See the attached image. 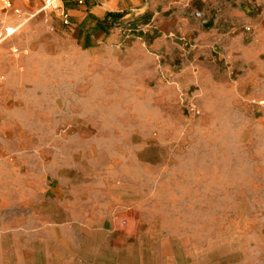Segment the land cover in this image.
Masks as SVG:
<instances>
[{
	"label": "rangeland",
	"instance_id": "obj_1",
	"mask_svg": "<svg viewBox=\"0 0 264 264\" xmlns=\"http://www.w3.org/2000/svg\"><path fill=\"white\" fill-rule=\"evenodd\" d=\"M44 4L0 0V264H264V55L181 89Z\"/></svg>",
	"mask_w": 264,
	"mask_h": 264
},
{
	"label": "crops",
	"instance_id": "obj_2",
	"mask_svg": "<svg viewBox=\"0 0 264 264\" xmlns=\"http://www.w3.org/2000/svg\"><path fill=\"white\" fill-rule=\"evenodd\" d=\"M61 3L71 14L68 26L73 29L76 42L88 43V48H96L99 53L114 49L135 52L143 47L162 67L163 77L181 89L186 87L188 74L196 79L203 70L232 73L240 69V63L263 60L264 0ZM129 21L141 37L124 35L122 24Z\"/></svg>",
	"mask_w": 264,
	"mask_h": 264
},
{
	"label": "built area",
	"instance_id": "obj_3",
	"mask_svg": "<svg viewBox=\"0 0 264 264\" xmlns=\"http://www.w3.org/2000/svg\"><path fill=\"white\" fill-rule=\"evenodd\" d=\"M43 2L45 3L44 9L52 8L53 10H56L59 13L60 18L64 22V24H71L72 22L71 14L69 10L63 5V3H61V0H43ZM8 4L10 3L8 2ZM125 25H126V32H128V34H132L135 30H137L136 27L132 28V24H130L129 22H126ZM247 29L249 30L250 28L247 27ZM11 33H13V31L8 29V34ZM194 110H196V112L199 113L198 109H194Z\"/></svg>",
	"mask_w": 264,
	"mask_h": 264
}]
</instances>
